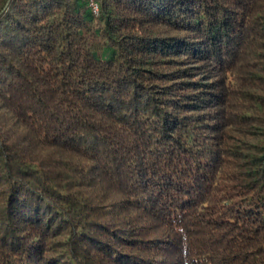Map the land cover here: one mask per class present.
I'll return each instance as SVG.
<instances>
[{"label":"trees","instance_id":"1","mask_svg":"<svg viewBox=\"0 0 264 264\" xmlns=\"http://www.w3.org/2000/svg\"><path fill=\"white\" fill-rule=\"evenodd\" d=\"M0 264H264V0H0Z\"/></svg>","mask_w":264,"mask_h":264},{"label":"built area","instance_id":"2","mask_svg":"<svg viewBox=\"0 0 264 264\" xmlns=\"http://www.w3.org/2000/svg\"><path fill=\"white\" fill-rule=\"evenodd\" d=\"M91 6L93 7L94 11L97 13L98 12V6L95 2L91 1Z\"/></svg>","mask_w":264,"mask_h":264}]
</instances>
